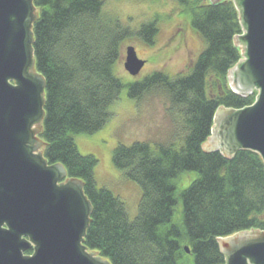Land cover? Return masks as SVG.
<instances>
[{
    "label": "trees",
    "instance_id": "obj_1",
    "mask_svg": "<svg viewBox=\"0 0 264 264\" xmlns=\"http://www.w3.org/2000/svg\"><path fill=\"white\" fill-rule=\"evenodd\" d=\"M173 1L204 47L187 74L157 70L128 84V95L138 103L165 97L172 122L165 140L134 141L113 150L114 166L142 191L137 215L130 219L120 198L96 187L98 160L80 154L74 135L92 134L108 122L124 86L113 71L123 57L122 43L135 36L154 44L157 22L132 30L105 13L102 0H33L34 60L45 79L42 153L48 164L64 166L65 179L83 182L92 206L84 245L111 264H224L219 237L264 231L261 156L248 149L231 158L202 150L219 107L241 109L256 99V91L235 93L227 79L242 57L234 43L243 32L239 9L233 0ZM188 171L197 177L178 191L177 180Z\"/></svg>",
    "mask_w": 264,
    "mask_h": 264
},
{
    "label": "water",
    "instance_id": "obj_2",
    "mask_svg": "<svg viewBox=\"0 0 264 264\" xmlns=\"http://www.w3.org/2000/svg\"><path fill=\"white\" fill-rule=\"evenodd\" d=\"M233 1L243 24L234 43L243 47L227 79L235 93L247 96L256 91V99L241 109L219 107L202 150L231 158L248 149L264 161V0ZM11 15L16 17L12 23ZM37 16L33 0H0V24L6 21L9 28L5 38L13 35L19 42L13 61L20 56L23 64L26 57L35 63L31 28ZM3 37L0 34V69L4 70L13 61L2 54ZM144 64L135 47L127 45L124 69L137 76ZM21 76L20 87L13 89L0 76V264H111L84 245L92 206L83 182L65 179L64 166L48 164L40 144L32 146L29 127L44 118L45 79L40 73ZM217 242L224 264H264V231H240ZM29 249L32 254H24ZM185 251L189 253L187 246Z\"/></svg>",
    "mask_w": 264,
    "mask_h": 264
},
{
    "label": "rangeland",
    "instance_id": "obj_3",
    "mask_svg": "<svg viewBox=\"0 0 264 264\" xmlns=\"http://www.w3.org/2000/svg\"><path fill=\"white\" fill-rule=\"evenodd\" d=\"M102 1L105 13L132 30H138L142 24L152 20H156L159 28L152 45L135 36L123 41V57L116 61L113 71L124 86L110 107L112 114L108 122L92 134L74 135L80 154L93 155L98 160L94 168L96 187L107 188L120 198L126 206L128 217L133 219L138 212L142 191L123 170L114 166L113 150L119 144L130 145L134 141L146 140L154 145L165 140L171 131L172 122L167 113L169 101L165 97L153 95L138 103L128 95V84L157 70L170 76L187 74L190 61L198 57L204 44L173 0ZM127 45H133L137 56L145 60L137 76H131L123 66ZM239 47L241 49L243 46ZM196 177L194 171L181 173L177 180L178 191L188 187Z\"/></svg>",
    "mask_w": 264,
    "mask_h": 264
},
{
    "label": "flooded vegetation",
    "instance_id": "obj_4",
    "mask_svg": "<svg viewBox=\"0 0 264 264\" xmlns=\"http://www.w3.org/2000/svg\"><path fill=\"white\" fill-rule=\"evenodd\" d=\"M16 20V17L14 15H11L9 17V22H14ZM8 21V19H7ZM5 23H1L0 24V34L4 35V41H2L1 39V46L2 47V54L6 55V60L9 61V59H11L12 61L14 60L15 55H17L20 51V48L18 46V41L15 37L10 38H5V34L7 35V33L9 32V28L6 27V21H4ZM8 22V23H9ZM33 29V26L32 28ZM25 58V57H24ZM18 61H13L11 66H9L8 64L6 65L5 69H0V76H1V82H4L5 85H7L10 88H18L21 85V74L22 72H25L27 75L32 76L35 73H39L36 70V66L35 63H31L28 60V58L26 57V61L23 64L24 59L21 61V57L19 56ZM20 60V61H19ZM4 62V61H3ZM27 62V63H26ZM3 66V65H2ZM23 66L25 67L23 69ZM42 122H43V118L42 121H38V120H34L31 122L30 124V132L32 134V138L34 139L32 146H36L37 144L39 145V150L40 148L43 147V142L40 138V132H41V126H42Z\"/></svg>",
    "mask_w": 264,
    "mask_h": 264
}]
</instances>
